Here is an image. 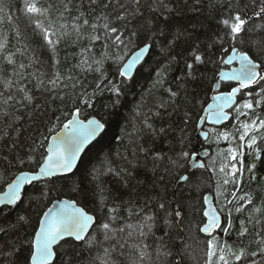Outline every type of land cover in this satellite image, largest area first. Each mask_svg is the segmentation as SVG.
<instances>
[{"label":"trees","instance_id":"16d2710c","mask_svg":"<svg viewBox=\"0 0 264 264\" xmlns=\"http://www.w3.org/2000/svg\"><path fill=\"white\" fill-rule=\"evenodd\" d=\"M39 2L47 6L51 0ZM74 2L79 3L80 0ZM120 2L125 8H118L114 3L104 10L110 18L125 9L132 12L136 7L132 0ZM227 2L141 0L139 13L129 16L127 21L128 31L136 32L137 37L127 50L125 62L145 45H150L149 56L131 80L119 76L116 63L106 61L103 70L107 79L99 90L96 89L98 73H82L74 67L81 49L88 46V40L66 46L71 45L72 40L65 38L58 45L57 59L60 63L57 68L62 76L71 71L73 77L83 83L84 89H78V92L86 90V98H90L89 107L79 100L74 101L71 87L58 92V95L67 93L63 101L58 98L51 100L48 93L35 89L37 79L47 81L48 76L57 70L53 68V53L39 34V29L34 30V25L24 12V0H0V40L7 38L8 50L15 53L17 65L21 62L31 65L21 71L27 77L25 83L30 81L27 86L36 97L33 107L21 108L16 105V109H9L21 117L18 123H14L11 117L0 118V193L20 171L34 173L39 170L51 137L72 119L77 107L80 108L81 119L95 117L106 127L100 139L86 151L73 174L34 183L25 189L17 205L0 210V264H27L39 222L58 198L77 202L95 216L96 223L84 244L74 240L64 241L56 250L57 257L53 264H101L102 259L108 260L109 264L112 261L131 264L133 260H138V255L130 245L140 240L149 246L147 252L150 259L143 264H204L208 237L199 231L206 221L203 197L212 193L219 209L215 184L222 158L217 154L228 144L223 141L219 144L203 142L198 136V126L204 109L210 104L219 72L228 69L220 61L231 54L232 47L248 51L257 63L264 64V20L253 16L247 26L248 31L241 34L243 42H234L226 35L227 30L217 23L225 14L222 5ZM246 2L253 4V0ZM87 3L88 0H84L85 11H88ZM255 10H258V6ZM100 12L101 9L97 8L89 19ZM77 14L73 9L68 16L69 24L71 16ZM248 15L252 16V8ZM51 19L56 20L54 27L57 29L60 23H64L55 15ZM197 46L205 56V62L194 64V69L189 70L186 63H193L190 53ZM17 49L24 54L21 55ZM101 51V43L97 41L93 46L97 58ZM3 64L4 61L0 59V65ZM11 72L9 66L7 74L11 76ZM65 83L71 84L68 81ZM113 85L119 89L118 94L111 91ZM232 86L224 83L222 91H229ZM169 90L178 95L172 98ZM161 102L166 103L165 108L159 107ZM185 112L189 114L187 118ZM232 115L228 124L217 129L233 130V125L237 123L235 109ZM257 115L264 117V111L257 109ZM244 119L240 117V120ZM146 123L151 124L152 129ZM13 144L15 148H12ZM200 144L211 151L205 163L215 160L217 175L200 169L191 173L190 182L177 185V176L189 170L190 164L182 161L183 168L176 167L166 172L169 158L177 159V153L182 150L199 152L197 147ZM5 155L13 160L12 165L4 162ZM28 156L33 157L31 162ZM13 157L24 159V164ZM243 160L245 169L253 162L256 168L252 173L244 172L239 195H250L254 206L261 207V200H264V157L254 161L253 157L245 155ZM161 177L164 179L161 180ZM228 188L232 190L233 186L229 185ZM160 203H165L167 211L160 209ZM113 206L119 207V218L114 227L138 225L144 222L146 216H152L154 220L149 222L153 225L151 232L146 238L138 237L133 232V237L127 238V244L122 249L117 245V239L124 242L128 229L125 233H117V239L104 241L103 233L97 226L107 221L108 208ZM129 208L133 213L139 212V215L129 216ZM176 208L182 210L179 218L175 216ZM250 208L239 214L233 209L230 235L225 236L219 231L216 235L221 243L226 240L234 248L241 246L239 221L245 220L249 234L243 238V246H247L249 252L259 253L256 243L259 237L255 233L258 229H264V223L254 226L247 222ZM252 215L254 218H264L262 213ZM224 222L227 223L226 219ZM260 235L264 236V231ZM93 238L98 242L89 248L87 241ZM113 245H116V250L110 257L105 256L104 249ZM14 248L19 251L9 255ZM164 252L168 255H162ZM158 253L161 255L158 256ZM252 259L264 264V258L260 255Z\"/></svg>","mask_w":264,"mask_h":264},{"label":"snow or ice","instance_id":"6c2138e0","mask_svg":"<svg viewBox=\"0 0 264 264\" xmlns=\"http://www.w3.org/2000/svg\"><path fill=\"white\" fill-rule=\"evenodd\" d=\"M140 2L141 0H132V3L136 5L132 12L125 9L124 12L117 13L114 18H110V15L104 10L111 8L114 3L118 8H125L120 0H88V11L84 10V0H80L79 3H75L74 0H51L47 6L41 4L39 0H24L23 10L34 25V30L39 29V34L53 53V68L57 69L48 76L47 81L37 79L35 89L37 91L42 89L48 93L51 100L58 98L63 101L67 93L58 95V92H63L64 88L71 87L74 101L79 100L84 105L91 107L90 98H86V90L78 92V89H84L83 83L75 79L71 71H69V74L62 76L57 68L60 63L57 59L58 45L65 38H71L72 40V44L66 46H75L85 39L88 40V46L81 49L78 54V63L74 67L80 69L82 73H98L97 90L101 88L104 80L107 79L103 65L109 60L118 65L117 71L120 77L128 80L132 79L137 62L150 48V45L141 47L131 59L125 62L127 50L134 43V38L137 37L136 32L128 31L127 21L129 16L139 13ZM256 6H258V10H255ZM222 7L225 14L217 23L222 25L227 30L226 35L237 43L243 42L240 39L241 34L248 31L247 26L253 16L264 20V0H253V4L247 3L246 0H228ZM97 8L101 9L100 14L90 20L89 16ZM250 8H252V16L248 15ZM73 9L78 14L71 16V23L69 24L68 16L71 15ZM0 11H2V8H0ZM54 15L64 20V23L59 24V29L54 27L56 20L51 19ZM97 41L101 43L102 48L99 58L93 52V46ZM230 51L231 54L227 55L226 59L222 58L220 62L224 65H231L235 62L238 66L220 71L219 81L229 84L234 82L235 86H232L229 91H221L213 96V103L208 104L207 108L204 109L207 115L201 117V120L213 125L222 124V122L229 120L230 111L228 110L234 107L237 123L233 125V130L221 131L215 127H211L207 131L201 129L205 140L217 144L221 141L227 142L228 147L220 150L217 154L222 158L218 169L219 176L215 184V198L220 207L219 209L211 207L203 212L204 217L207 219L203 222L199 231L208 237L205 242L206 259L204 264H259L257 260L252 258L257 255L264 258V236L260 235V232L264 229H258L255 233L259 237L256 241L259 246V253L256 251L249 252L248 247L243 246V238L249 234V228L246 226L245 220L239 221L241 230L238 235L241 246L234 248L226 240L221 243L216 235L217 231L225 236L230 235L233 209L239 214L251 206L247 222L254 224V226L264 223V218H254L252 215V213L264 214V200H261V207H255L250 195H239L242 184L241 177L244 172L252 173L256 168V164L253 162L245 169L244 156H251L254 161H259L264 157V117L257 115V109L264 111V64L257 63L248 51H243L235 46ZM17 52H20L21 55L24 54L20 49H17ZM190 55L193 63H186L189 70L194 69V64L205 62V56L199 51L198 46L192 50ZM14 56L15 53L8 50L7 38L0 40V59L4 61V64L0 65V118L11 117L14 123H18L21 117L16 115L15 111L9 109H16V105H20L21 108L33 107L36 97L27 86L30 81L25 83L27 77L21 71L26 70L31 65H26L23 62L17 65ZM94 65L95 67H93ZM9 66L12 68L11 76L7 74ZM30 75L34 76L35 74L30 73ZM65 81L71 82V84L65 83ZM111 91L119 93V89L115 85L112 86ZM169 91L172 98L178 95L177 92ZM159 107L165 108L166 103L161 102ZM79 112L80 108L77 107L73 118L63 124L62 130L53 136L51 142L47 144V154L43 163L39 166V171L34 173L20 171L15 179L7 184V190L0 193V204L5 206L15 204L21 198V189L33 181L42 177H51L57 173L72 171L77 156L83 150L84 145L102 135L105 129V124L95 118L88 119L86 122L78 119ZM188 115L185 112L186 118ZM241 116L245 119L240 120ZM146 126L152 129L151 124L146 123ZM160 131L163 132V129ZM15 147L16 145L13 144L12 148ZM207 155L205 153V156ZM177 157V159L169 158V166L165 169L166 172H171L176 167L183 168L184 164L181 162L186 161L194 168L205 169L211 171L214 176L217 175L215 160L205 163L198 152L182 150L177 153ZM3 159L5 163L12 165L13 160H10L7 155ZM13 159H18L20 164L25 162L22 158L13 157ZM32 159L33 157L28 156L29 162ZM156 159L161 158L156 157ZM191 175L189 173L185 176L181 173L177 176V179L178 181L190 182ZM163 179L164 177H161V180ZM229 185L233 186L232 190H229ZM203 200L205 204L208 203L207 196L203 197ZM159 207L167 211L165 203H160ZM127 211L129 216L139 215V212L133 213L131 208ZM174 211L176 217L182 216L181 209L176 208ZM118 213V206L108 208L107 221L97 226L99 231L103 233L104 241L117 239V233H125L128 229L124 242L117 239V245L122 249L127 244V238L133 237V232H136L138 237L145 238L151 232L153 225L149 222L154 220L152 216H146L141 224H126L124 227L116 228L114 224L119 218ZM95 219L83 208L76 207L74 203H65L55 210L48 209L44 213V219L39 222V229L35 232L27 264H52L55 255L54 246L66 237H72L76 241H84L85 234L93 226ZM165 222L167 223V221ZM145 228H147V232H145ZM97 242L95 238L90 239L87 241V246L91 248ZM130 247L135 249L138 255V260H133L131 264H143L146 259H150V254L147 252L149 246L143 240L131 244ZM115 250L116 245H113L112 248H105V256L110 257ZM18 251L19 249L14 248L9 255H14ZM159 255L161 253H158ZM162 255L166 256L168 253L164 252ZM101 264H109V261L102 259ZM111 264H116V262L112 261Z\"/></svg>","mask_w":264,"mask_h":264},{"label":"water","instance_id":"95a60500","mask_svg":"<svg viewBox=\"0 0 264 264\" xmlns=\"http://www.w3.org/2000/svg\"><path fill=\"white\" fill-rule=\"evenodd\" d=\"M137 51H139V50H137ZM137 51H136V52H137ZM134 53H135V52H134ZM134 53L130 56L129 59L132 58V56L134 55ZM149 53H150V48L144 53V55H143V57L141 58V60L137 62L136 66H135V68H134V72H133V76H132V78H133L134 75L136 74L138 68L144 64L145 60H146L147 57L149 56ZM237 66H238V65L234 62V63L231 64V65H227L228 69H225V70H223V71L229 70V69H231L232 67H237ZM127 80H128V79H127ZM130 80H131V79H130ZM218 81H219V76H218L217 81H216V84H215V86H214V91H213V94H212V96H211V101H210V103H213L212 97L215 96V95H217L218 92H221V91H222V85H223L224 83H225V84H229V83H226V82H223V81H219V83H218ZM232 84L234 85V82H233ZM234 86H235V85H234ZM234 109H235V108L233 107V109L228 110V111H230V118H229L228 121L222 122V124L213 125V124H211V123H209V122H206V121L200 120V123H199V126H198V131H199V132H198V136L202 139L203 142H206L207 140H205V138L203 137L202 132H201V129H203V131H206V130H205L206 127L221 128V127L225 126L226 124H228V123L232 120V117H233L232 112H233ZM206 115H207V113L205 112L204 115H203V117L206 116ZM72 118H73V117H72ZM77 118L80 119V120H82V121H85V122L87 121V120H83V119H81V117H80V113L78 114ZM94 118H95V117H94ZM90 119H93V118H90ZM95 119L99 120L98 118H95ZM99 121H100V120H99ZM61 130H62V129H61ZM61 130H60V131H61ZM105 130H106V127H105V129H104V132H105ZM60 131H59V132H60ZM104 132H103V134H104ZM56 134H57V133H56ZM56 134H55V135H56ZM103 134H102V135H103ZM55 135H53V136H55ZM102 135L96 137L94 140H92V141H90L89 143H87V144L84 145L83 150H82V151L79 153V155L77 156V159H76V161H75V164H74L73 169H72L71 172L57 173V174H55V175H53V176H51V177H42V178H40V179H38V180H36V181H33L31 184H27V185H25V186L21 189V198H20V200L16 201V203L13 204V205H7V206H5L4 204H0V210L3 209V208H5V207H13V206L17 205V204L21 201L22 196H23V193L25 192V189H26L28 186H30V185H32V184H34V183H37V182H40V181H46V180H55V179H57V178H59V177H65V176H69V175L73 174V173L78 169V167H79V165H80V163H81V161H82V158L84 157L86 151H87V150H88V149H89L94 143H96V142L100 139V137H101ZM53 136H52V137H53ZM52 137H51V139H52ZM51 139H50L49 142H51ZM197 149L199 150L198 153H199V155H200V158H201L204 162H205V161L211 156V151H210L208 148H204V145H203V144L198 145ZM205 153H207L208 155L205 156ZM198 170H200V169L194 168V167H192V166L190 165V169L187 170L186 172H184L183 175L187 176V175H189V173H193V172L198 171ZM38 171H39V170H38ZM38 171H37V172H38ZM182 183H185V181H178V182H177V185L182 184ZM6 190H7V187H6L5 191H6ZM206 196L208 197V203L205 204V211L208 210V209L211 208V207H217L216 204H215V202H214V196H213V194H212V193H209V194H207ZM65 203H74L76 207L82 208L81 206H79V205L77 204V202H75V201H73V200H70V199H67V198H58V199H56V200L53 201V203L51 204V206H50L48 209H54V210H55V209H57L58 207L62 206V205L65 204ZM83 209H84V208H83ZM217 209H218V207H217ZM84 210H85V209H84ZM47 211H48V210H47ZM85 211H86V210H85ZM86 212H87V211H86ZM87 213H88V212H87ZM88 214H89V215H92V214H90V213H88ZM92 216H93V215H92ZM93 217H95V216H93ZM205 218H206V217H205ZM42 219H44V215H43ZM206 219H207V218H206ZM95 223H96V219H95ZM95 223L93 224L92 227L89 228L88 233L85 234V240H84V241H76V240H75L74 238H72V237H66L64 240L60 241L57 245H55V246H54V249H53L55 255H54V257H53V262H52V264L56 261V257H57V255H56V250H57V248H58V247H59L64 241H67V240H74L75 242H77V243H79V244H84V243L86 242L87 238L89 237V235H90L92 229L94 228ZM38 229H39V227H38ZM203 234H204V233H203ZM204 235H205V234H204ZM205 236H206V235H205Z\"/></svg>","mask_w":264,"mask_h":264},{"label":"bare ground","instance_id":"6f19581e","mask_svg":"<svg viewBox=\"0 0 264 264\" xmlns=\"http://www.w3.org/2000/svg\"><path fill=\"white\" fill-rule=\"evenodd\" d=\"M203 234V233H202ZM204 235V234H203ZM207 237V236H206Z\"/></svg>","mask_w":264,"mask_h":264}]
</instances>
